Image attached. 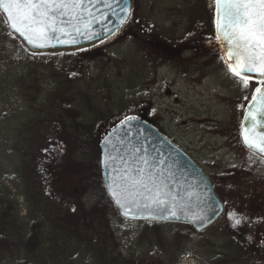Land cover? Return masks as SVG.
I'll return each instance as SVG.
<instances>
[{
    "label": "rangeland",
    "instance_id": "374dc122",
    "mask_svg": "<svg viewBox=\"0 0 264 264\" xmlns=\"http://www.w3.org/2000/svg\"><path fill=\"white\" fill-rule=\"evenodd\" d=\"M133 8L129 20L159 35L166 52L190 50L197 39L195 51L183 54L191 60L163 59L146 39L132 33L125 38L129 20L97 44L33 54L9 32L0 12V233L32 252L3 249L0 264H124L114 254L142 264H264V253L251 251L227 216L238 208V192L264 198V159L249 154L240 137L259 81L250 79L243 88L228 71L222 48L204 38L207 27H215L214 0H133ZM128 117L148 121L189 154L214 183L225 211L199 232L189 224L126 219L103 201L107 208L95 224L102 230L105 216L113 235L110 242L106 238L112 255L103 261L85 244L53 232L52 224L62 220L50 201L85 186L93 203L102 201L107 192L100 142ZM76 121L90 132L74 139L66 133ZM54 166L59 175L53 193L43 177Z\"/></svg>",
    "mask_w": 264,
    "mask_h": 264
},
{
    "label": "snow or ice",
    "instance_id": "6c2138e0",
    "mask_svg": "<svg viewBox=\"0 0 264 264\" xmlns=\"http://www.w3.org/2000/svg\"><path fill=\"white\" fill-rule=\"evenodd\" d=\"M86 2L90 3L91 0H0V9L7 14L9 26L29 44L44 48L54 46L51 44L52 40L59 43L77 42L75 39L63 40L59 34L66 32L65 25L79 32L68 12L71 10L77 13ZM104 2L108 3L109 0ZM116 2L119 3V0ZM214 3L217 28L215 39L224 42L228 71L243 88L248 87L252 78L249 74L258 73L260 86L255 88L252 96L245 117L248 127L243 129L242 135L249 151L264 156V0H214ZM84 10L88 11L87 8ZM122 10L128 11L127 8ZM244 99H248L247 96ZM135 119L128 117L127 122ZM257 128L260 129L259 132L256 131ZM53 150L55 151V147ZM114 159L109 152V160ZM139 160L142 167L137 166L134 170L116 169L117 176H108L105 184L107 195L118 207L124 209L126 216L131 214L135 218L140 213H148L146 219H181L186 215V206L173 195L168 184L147 170L149 164L145 157L141 156ZM104 167L112 170L107 162ZM71 210L75 212L76 208ZM222 210L220 205L212 209L217 215ZM227 216L231 227L236 230L251 223L246 214L235 209L230 210ZM196 220L200 221L201 226L205 222H211L206 215H197ZM247 239H253L251 233Z\"/></svg>",
    "mask_w": 264,
    "mask_h": 264
},
{
    "label": "water",
    "instance_id": "95a60500",
    "mask_svg": "<svg viewBox=\"0 0 264 264\" xmlns=\"http://www.w3.org/2000/svg\"><path fill=\"white\" fill-rule=\"evenodd\" d=\"M85 8L88 11H85ZM122 8H127L128 11L125 12ZM132 10L133 0H119V3L116 0H109L108 3H105L104 0L86 2L77 13H73L71 10L68 12V16L73 17L72 22L75 28L79 29V32L65 25L66 32L59 34L63 40L75 39L77 42L59 43L56 40H52L51 44L54 46L44 48L33 47L29 44L23 36L9 26L7 14L2 9H0V12L7 21L9 32L16 36L30 52L38 54L80 49L107 40L124 27L130 18ZM77 15L78 18H76ZM67 33H70V35ZM215 34H217L216 20ZM219 43L225 54L224 42L219 41ZM249 75L252 77L251 80L259 81L258 73ZM248 107L243 117L240 137L242 144L249 151L242 135L243 129L248 127V123L245 120ZM135 118L131 122H127V119L121 121L100 142L104 185L109 175L113 177L118 175L116 169L127 168L134 170L137 166L142 167L143 164L139 157L143 156L148 160L149 166L147 170L153 172L159 179L168 184L173 195H176L178 201L186 206V215L182 216L181 219L156 220L146 219L145 217L149 215L148 213H140L133 218L131 214L128 216L124 215V209L118 207L110 198L113 204L120 215L126 219L189 224L196 231H204L217 221L225 211V204L221 200L212 180L189 154L170 141L157 127L144 119ZM256 131L259 132L260 129L257 128ZM109 141L111 142L110 144L108 143ZM106 144L107 147H105ZM109 152L115 157L114 160H109ZM258 156L264 159V156ZM105 162L112 166L111 171L104 167ZM217 205L222 206L223 209L218 215L212 211ZM197 215H206L210 217L211 222H205L201 226L200 221L196 220Z\"/></svg>",
    "mask_w": 264,
    "mask_h": 264
},
{
    "label": "trees",
    "instance_id": "16d2710c",
    "mask_svg": "<svg viewBox=\"0 0 264 264\" xmlns=\"http://www.w3.org/2000/svg\"><path fill=\"white\" fill-rule=\"evenodd\" d=\"M133 11L134 10H132V13H133ZM131 19L129 20L126 28L124 29V31H125L124 33L126 34L124 37L128 38L129 33L135 34V36L137 38L146 39L149 42L148 44H152V45L156 46L157 48H159V50H160L161 47L159 46V44H160V42H163L162 38H160L159 35L157 36V35L149 32L148 29L145 28V26H144V28H141V25L138 23V21H132ZM140 30H142L143 34H140V32H139ZM138 34L140 35V37L138 36ZM204 38L214 40L215 41V48L218 49L219 51H221V53H222L221 46H220L218 40L215 39V29H214L213 23L211 24V26L207 27V31H206ZM196 43H199V41L197 42V39H193L190 42L189 46H187V47H189L190 50H188L187 48H184L185 51L183 49V50L177 51L178 53H175V54H172L171 52H166L165 50L161 49L163 52L162 54H160L161 58L168 59L169 56H171L173 59H180V60L187 62V61L191 60V58H188V57L186 58L183 56V54L186 53V51L194 52L195 49H193V48H194V45ZM47 67H49L50 72L54 71L53 68L50 67V65ZM51 80H53L52 84H54L55 80L54 79H51ZM51 80H50V82H51ZM121 121H123V120H119L118 122H116V124H114V127L117 124H119ZM73 129H75V130L74 131L73 130H67L66 135L69 136L71 134L73 136L72 138H74V139L76 138L77 132L78 133L80 132L81 134H87L88 132H90V131L85 130V127L81 122H77V125L76 126L74 125ZM247 152L249 154L251 153L249 151H247ZM69 161L72 162V160H70V159H69ZM43 165H44V167H46L45 163ZM79 165L81 166V168H83L82 162H79ZM57 167H59V166H57ZM57 167L54 166V171L58 172V174L54 173V171L52 169L48 176L43 177V182H44L45 186H48L49 188H51L53 193L58 189L56 186V184H57L56 178L59 175V171L57 170ZM246 169L247 168L245 167V170ZM51 177H52V179H51ZM237 177H239V176H237ZM85 178L86 177H83L81 181H84ZM82 183L83 182H81V184ZM254 194H255V192L253 193V195ZM100 197H101V195L99 196V198ZM236 197H237V199L235 200V203H236L235 206L237 205V207H238V208L236 207L237 208L236 211L246 214L251 220V223L249 225L241 228L240 231H251V232L256 231L258 233L256 236L253 237L254 242L251 243L250 247L252 248V251H254L255 253L257 252L256 254H258V253L261 254V253H263L262 238H264V227H263L264 221H262V218H264V215L262 214V212L264 211L263 203H262V202H264L263 195L260 194V195H258V198L251 200L250 198L245 197L242 194V192L241 193L238 192V193H236ZM101 200L102 201L99 200L100 202L93 203L94 202V196L92 195L88 186H85L84 190L77 189L74 192L62 191L60 201H57V200H55V198H53L50 201V203L52 204L53 209L57 210L56 212L61 214L60 219L62 220V221L59 220V222L61 221V224H59V225H57V224L53 225L52 224L53 232L55 231V233L62 234V237L68 236V238L70 240L76 241V243L78 245H81L82 243L85 244L87 248L94 251L93 253L97 254V256L100 259L105 261L112 255L111 252H108V247H109L108 243L113 239L112 228L109 225V222L105 216L103 217V224L101 227L102 230L96 226L95 222H96V218L100 214H103L104 209L107 208V204L104 202H108V204H110L111 206H114V204H113L112 200L110 199V197L107 195V193L104 194V197ZM102 206H103V208L100 209V207H102ZM73 207L76 208L75 212H73L71 210ZM98 213H99V215L97 216ZM40 215H43V214H40ZM4 219L7 220V217H4ZM1 223H2V221H0V225H1ZM92 228H94V229H92ZM43 229H46V228L44 227ZM0 230H1V228H0ZM0 235H1L0 241H2L3 245H4V246H0V251L4 249L5 251H8V252H15L16 249L19 248L20 253L27 251L28 254H32L31 251L26 250L24 245H22L21 247H18V244H16V245L13 244V241L10 240L9 235H7L3 230L0 233ZM109 237L111 239L108 242L106 240V238H109ZM21 238H24V240L26 239L24 234L21 235L20 240H21ZM35 239H38V234L35 236ZM112 256L115 259L120 260L124 264H142L141 260H137V261L129 260V259L122 257L119 254H116V255L114 254ZM228 256L230 257L231 255L229 254ZM244 258H245V254L241 255L238 259H236V261H240V260L242 261ZM26 260L29 263L31 259H30V257H27ZM229 261L234 262V260H229Z\"/></svg>",
    "mask_w": 264,
    "mask_h": 264
},
{
    "label": "flooded vegetation",
    "instance_id": "af4514ba",
    "mask_svg": "<svg viewBox=\"0 0 264 264\" xmlns=\"http://www.w3.org/2000/svg\"><path fill=\"white\" fill-rule=\"evenodd\" d=\"M174 143V142H173ZM175 144V143H174ZM234 234H237L241 239H245V241L247 242V246L250 247L251 246V243H253V239L251 241H249L247 239V237L249 236V234L251 233L252 234V237L256 236L258 233L256 231H240V230H234L233 231ZM263 239L262 238V250H263ZM251 251H252V248L250 247ZM263 253H264V250H263ZM244 260V259H243Z\"/></svg>",
    "mask_w": 264,
    "mask_h": 264
}]
</instances>
